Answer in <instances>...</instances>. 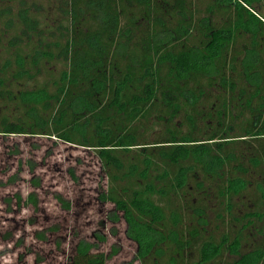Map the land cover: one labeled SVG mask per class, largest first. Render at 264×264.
Segmentation results:
<instances>
[{
	"label": "trees",
	"instance_id": "obj_1",
	"mask_svg": "<svg viewBox=\"0 0 264 264\" xmlns=\"http://www.w3.org/2000/svg\"><path fill=\"white\" fill-rule=\"evenodd\" d=\"M261 1L0 0V135L95 152L138 264H264Z\"/></svg>",
	"mask_w": 264,
	"mask_h": 264
},
{
	"label": "rangeland",
	"instance_id": "obj_2",
	"mask_svg": "<svg viewBox=\"0 0 264 264\" xmlns=\"http://www.w3.org/2000/svg\"><path fill=\"white\" fill-rule=\"evenodd\" d=\"M255 8L263 16L264 0ZM105 187L93 151L45 137L0 135V264H70L75 241L92 242L96 233L106 239L102 252L118 250L107 264H138L123 221L108 222ZM55 195L68 202V211ZM42 232L44 241L36 238Z\"/></svg>",
	"mask_w": 264,
	"mask_h": 264
}]
</instances>
